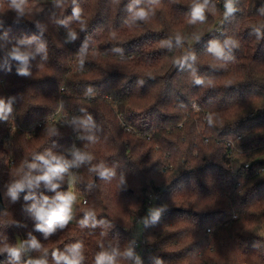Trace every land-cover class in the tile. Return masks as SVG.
I'll return each mask as SVG.
<instances>
[{
  "label": "trees",
  "instance_id": "16d2710c",
  "mask_svg": "<svg viewBox=\"0 0 264 264\" xmlns=\"http://www.w3.org/2000/svg\"><path fill=\"white\" fill-rule=\"evenodd\" d=\"M195 2L203 0H16L20 11L0 0V100L12 107L0 120V249L23 246L20 264H54L53 252L76 243L79 264L113 250L115 264H264V0H233L227 17L225 0H208L193 24ZM140 8L149 18L133 21ZM214 41L222 59L209 52ZM40 43L45 53L35 52ZM14 47L33 53L30 75L18 74ZM188 54L195 61L176 63ZM65 114L73 120L62 126ZM88 116L85 131L78 122ZM73 149L92 159L69 168L55 192L41 182L35 195L71 185L87 203H73L72 220L45 237L27 210L33 201H13L8 189L39 174L29 168L36 156L71 161ZM101 163L112 178L92 171ZM88 211L95 225L82 227ZM33 237L39 249L28 247ZM0 264H14L7 251Z\"/></svg>",
  "mask_w": 264,
  "mask_h": 264
},
{
  "label": "clouds",
  "instance_id": "9594fccd",
  "mask_svg": "<svg viewBox=\"0 0 264 264\" xmlns=\"http://www.w3.org/2000/svg\"><path fill=\"white\" fill-rule=\"evenodd\" d=\"M22 2V0H21ZM139 3V0H136ZM155 2V0H151ZM14 6L22 11L20 5L16 3V0H13ZM208 4V0H203V3L195 2L192 6V13L190 18V23L195 24L196 22H203L205 19L204 11L205 7ZM225 16L227 17L235 11L233 6V0H225ZM150 9H137L133 11L132 19L146 21L150 16ZM74 16L80 18V10L74 9ZM257 35L259 36V29H256ZM70 39L74 40L76 38V33L71 32L69 34ZM35 39V38H33ZM177 44L181 43V37L176 36ZM31 44L32 41H20V44ZM167 46H171L170 41L164 42ZM235 42L232 40H226L224 46L233 45ZM36 53H45L46 48L43 43L37 45L35 49ZM214 57L217 59H222L224 57V47H222L218 42H212L211 47L209 48ZM33 53L30 50H21L20 47H14L9 56L19 62V67L17 72L21 76L30 75L28 68L29 57ZM196 57L194 54H188L182 58L176 60V63L183 66L187 61H195ZM83 60H81V64ZM197 84L203 83L202 80L197 79ZM12 107L11 102L5 103L4 100H0V120H6L9 113H11ZM79 125L85 130L90 131L92 127V118L88 116L87 118L80 120ZM209 123H212L211 117H209ZM82 139L94 140V137L91 135L83 136ZM73 159L71 161L65 159L63 156H57L52 153H47L44 155L36 156L37 163H32L29 165V168L32 171H35L39 174L33 175L30 171L24 176L23 179L15 181L10 185L8 189V195L13 200L16 201L19 199V196L22 192L27 191V194L24 196L25 201H33L30 207L27 209L33 219L36 221L35 227L36 230L44 233L45 237L51 235L56 231L57 228H63L67 225L71 219V208L72 204L75 201V196L71 193H61L56 192L55 196L49 198L47 196L41 197L37 200L35 195V189L40 186V183L43 182L50 190L56 191L59 188V181H62L64 178V173L68 171L71 167H79L85 161H90L92 157L90 155L81 153L79 151H74L72 153ZM92 171L98 173L102 179H110L115 175L113 169L106 167L103 163L93 167ZM159 217V210H155L151 213L152 220H156ZM81 226H88L90 223L95 225V213L93 211H88L85 214L84 219L80 222ZM28 247L32 249H39L41 247L40 243L33 237L28 242ZM21 248L15 247H5L0 249V251H7L13 259L14 264H20ZM82 248L81 243H76L64 252H53L54 264H79L82 257ZM119 253L115 250L112 253L102 252L96 257V264H115L116 257ZM125 257L132 258L134 253L131 248L123 253ZM26 264H48L45 259H35L28 260ZM136 264H139V258H136ZM157 264H160L158 261Z\"/></svg>",
  "mask_w": 264,
  "mask_h": 264
},
{
  "label": "built area",
  "instance_id": "2783aa9c",
  "mask_svg": "<svg viewBox=\"0 0 264 264\" xmlns=\"http://www.w3.org/2000/svg\"><path fill=\"white\" fill-rule=\"evenodd\" d=\"M194 107L195 108H197V106L196 105H194ZM198 109V108H197ZM73 120V118H71V120L68 118V115L67 114H65V115H62V117L58 120L59 122H60V124L62 125V126H64V125H69L70 124V121H72ZM231 144V143H230ZM74 151H77L76 149H73L72 150V153L74 152ZM71 153V154H72ZM73 156V155H72ZM73 158V157H72ZM246 167H249V164L247 163L246 165H245ZM76 172V170H74V171H72L71 173H75ZM74 196H75V201L73 202V203H78V202H82L83 204H85V203H87V199H83V198H81L76 192H75V190H74V188H73V190H72V192H71ZM157 199V195L156 194H151L149 197H148V200H147V203H148V205H151V204H153V203H155V200ZM139 222V221H138ZM135 247L136 248H139L140 247V242L139 241H136L135 242Z\"/></svg>",
  "mask_w": 264,
  "mask_h": 264
},
{
  "label": "rangeland",
  "instance_id": "374dc122",
  "mask_svg": "<svg viewBox=\"0 0 264 264\" xmlns=\"http://www.w3.org/2000/svg\"><path fill=\"white\" fill-rule=\"evenodd\" d=\"M73 190V187L70 185V192H72ZM71 215V219L73 218V215H72V212L70 213ZM143 233H144V230H143V227L141 225H138L134 228V235L137 239H142L143 238Z\"/></svg>",
  "mask_w": 264,
  "mask_h": 264
},
{
  "label": "water",
  "instance_id": "95a60500",
  "mask_svg": "<svg viewBox=\"0 0 264 264\" xmlns=\"http://www.w3.org/2000/svg\"><path fill=\"white\" fill-rule=\"evenodd\" d=\"M27 194V191H25V192H22V196H23V198H24V196ZM6 209V205H5V203H4V201H3V198L0 196V212L1 211H4Z\"/></svg>",
  "mask_w": 264,
  "mask_h": 264
}]
</instances>
